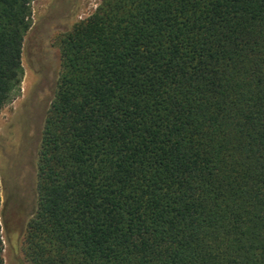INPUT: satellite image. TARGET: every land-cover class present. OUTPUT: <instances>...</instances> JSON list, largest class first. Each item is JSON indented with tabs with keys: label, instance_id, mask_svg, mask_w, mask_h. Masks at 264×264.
Segmentation results:
<instances>
[{
	"label": "trees",
	"instance_id": "1",
	"mask_svg": "<svg viewBox=\"0 0 264 264\" xmlns=\"http://www.w3.org/2000/svg\"><path fill=\"white\" fill-rule=\"evenodd\" d=\"M32 1L0 0V110ZM59 47L27 262L264 264V0H101Z\"/></svg>",
	"mask_w": 264,
	"mask_h": 264
},
{
	"label": "rangeland",
	"instance_id": "2",
	"mask_svg": "<svg viewBox=\"0 0 264 264\" xmlns=\"http://www.w3.org/2000/svg\"><path fill=\"white\" fill-rule=\"evenodd\" d=\"M100 1L30 3L32 20L22 44L21 90L0 110V236L4 264H29L23 238L37 206V154L61 69L59 41Z\"/></svg>",
	"mask_w": 264,
	"mask_h": 264
}]
</instances>
